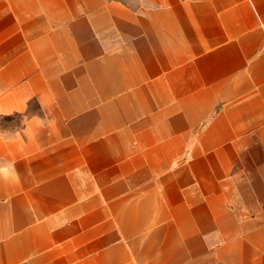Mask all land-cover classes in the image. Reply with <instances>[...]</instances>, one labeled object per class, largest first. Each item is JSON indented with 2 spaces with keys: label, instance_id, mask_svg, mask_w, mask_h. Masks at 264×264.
Listing matches in <instances>:
<instances>
[{
  "label": "crops",
  "instance_id": "obj_1",
  "mask_svg": "<svg viewBox=\"0 0 264 264\" xmlns=\"http://www.w3.org/2000/svg\"><path fill=\"white\" fill-rule=\"evenodd\" d=\"M0 135V264H264V0H0Z\"/></svg>",
  "mask_w": 264,
  "mask_h": 264
},
{
  "label": "clouds",
  "instance_id": "obj_2",
  "mask_svg": "<svg viewBox=\"0 0 264 264\" xmlns=\"http://www.w3.org/2000/svg\"><path fill=\"white\" fill-rule=\"evenodd\" d=\"M15 134L19 136V130L16 131ZM0 142H6L5 136L0 135ZM17 178H18V173H16V170L13 164L6 163L3 165H0V180L8 182V181H12Z\"/></svg>",
  "mask_w": 264,
  "mask_h": 264
}]
</instances>
